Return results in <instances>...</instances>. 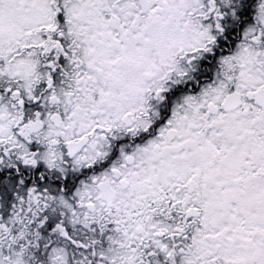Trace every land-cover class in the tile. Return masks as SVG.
<instances>
[{"label": "snow or ice", "instance_id": "snow-or-ice-1", "mask_svg": "<svg viewBox=\"0 0 264 264\" xmlns=\"http://www.w3.org/2000/svg\"><path fill=\"white\" fill-rule=\"evenodd\" d=\"M0 264H264V0H0Z\"/></svg>", "mask_w": 264, "mask_h": 264}]
</instances>
